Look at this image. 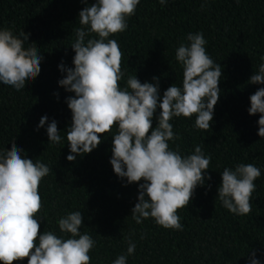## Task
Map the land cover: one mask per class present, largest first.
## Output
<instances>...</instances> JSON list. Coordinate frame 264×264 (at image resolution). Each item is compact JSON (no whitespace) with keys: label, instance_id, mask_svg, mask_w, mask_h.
<instances>
[{"label":"trees","instance_id":"1","mask_svg":"<svg viewBox=\"0 0 264 264\" xmlns=\"http://www.w3.org/2000/svg\"><path fill=\"white\" fill-rule=\"evenodd\" d=\"M85 6L81 0H0V27L15 34L24 31L29 35L25 47L35 46L44 56L41 73L24 90L0 84V151L15 144L28 158L52 169L39 186L46 218L40 231L44 227L58 231L56 220L79 210L84 216L81 231L97 241L89 253L91 264H111L126 251L129 236L137 247L128 264H248V250H264V139L257 135L259 114L247 112L250 95L264 86L248 81L264 63V0H169L166 6L158 0H141L128 29L112 37L123 54L122 86L134 75L141 83L159 77L161 95L173 83L180 85L182 69L175 50L187 42L189 32H203L207 52L222 65L221 95L211 129L196 130L185 118L172 121L180 139L170 147L179 145L181 153L188 154L199 144L212 158L211 181L197 187L188 207L178 210L183 231L164 229L152 219L137 224L131 218L138 186L125 187L114 174L109 162L111 137L74 162L66 159L70 153L64 130L71 123V110L65 98L74 94L58 85L63 78L58 65L63 61L73 66L70 45L81 27L78 13ZM45 114L58 122L65 137L59 145L48 142L44 128L35 130ZM156 123L154 118L153 127ZM237 163L262 170L255 181L252 211L246 216L229 213L215 200L219 172Z\"/></svg>","mask_w":264,"mask_h":264},{"label":"clouds","instance_id":"2","mask_svg":"<svg viewBox=\"0 0 264 264\" xmlns=\"http://www.w3.org/2000/svg\"><path fill=\"white\" fill-rule=\"evenodd\" d=\"M169 0H158L166 6ZM86 5L78 13L81 27L76 29L70 47L75 55L72 67L63 61L58 65L63 78L58 85L69 95L65 98L71 110V123L64 130L69 153L66 159L76 161L97 149L102 140L112 138L110 164L114 174L127 187L137 184V202L131 218L142 224L147 219L164 229L183 231L178 210L188 207L199 186L211 181V155L202 145L182 154L179 145L170 147L180 137L172 123L176 118L193 121L196 130L207 131L214 123L215 106L221 89L222 65L207 52L203 32H189L186 43L175 50V60L182 69L180 85L173 83L163 94L160 78L141 81L137 75L124 79L122 51L112 37L128 29L141 0H81ZM204 5H202L203 7ZM29 35L0 27V84L16 92L25 89L41 73L43 54L37 47H25ZM36 44V43H35ZM249 84L264 85V63L252 73ZM59 99V93H54ZM250 116L259 114L257 135L264 139V86L249 97ZM159 110V111H158ZM157 121L153 127V119ZM44 128L48 142L59 145L65 137L55 119L45 114L36 131ZM100 134H106L103 137ZM52 169L39 159H30L25 149L15 144L0 151V264H91L89 253L97 241L81 231L84 216L69 211L56 220L57 230L40 231L46 221L41 211V181ZM221 182L217 195L221 207L235 216L252 211L255 181L262 170L255 164L237 163L219 172ZM208 184L207 188L211 189ZM136 243L129 236L127 249L111 264H128L135 255ZM259 251V257L257 255ZM248 264H264V250H248ZM244 257V256H243Z\"/></svg>","mask_w":264,"mask_h":264}]
</instances>
